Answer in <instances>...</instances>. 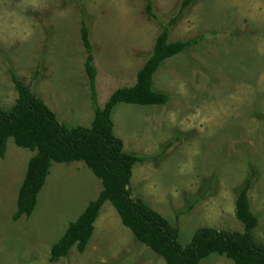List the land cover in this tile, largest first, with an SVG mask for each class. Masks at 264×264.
Masks as SVG:
<instances>
[{
	"label": "rangeland",
	"instance_id": "obj_1",
	"mask_svg": "<svg viewBox=\"0 0 264 264\" xmlns=\"http://www.w3.org/2000/svg\"><path fill=\"white\" fill-rule=\"evenodd\" d=\"M0 0V107L13 106L12 70L67 127L93 117L80 39L81 11L89 27L97 102L135 82L152 50L159 23L175 15L180 0ZM167 58L153 74L161 105L117 103L113 134L123 150L149 158L137 162L127 185L162 216L184 246L202 228L243 231L234 215L238 188L254 169L248 191L264 244V0H194L169 29L168 40L199 38ZM170 142V144L162 149ZM33 151L11 137L0 157V264H164L138 242L108 201L82 252L49 262L51 244L101 189L82 161L52 162L28 217L13 220L16 194ZM193 204L187 213H181ZM198 264H233L211 253Z\"/></svg>",
	"mask_w": 264,
	"mask_h": 264
},
{
	"label": "trees",
	"instance_id": "obj_2",
	"mask_svg": "<svg viewBox=\"0 0 264 264\" xmlns=\"http://www.w3.org/2000/svg\"><path fill=\"white\" fill-rule=\"evenodd\" d=\"M193 1L180 0L175 15L167 23H159L160 31L150 54L135 74V82L116 88L102 106L97 102L96 69L89 27L81 11L79 33L85 51L83 67L93 108L89 126L67 127L60 123L43 100L35 96L28 85L9 70L17 96L11 108L0 107V157L5 154L9 137L17 146L34 151L27 161L17 191L16 209L11 218L16 220L31 214L52 162L82 161L101 183L97 196L86 204L84 210L68 223L63 234L51 244L49 262H56L66 256L72 246L79 252L84 250L93 232V223L99 209L104 201H108L134 238L161 256L164 264H198L211 253L224 255L233 264H264V244L256 242L250 234L258 221L257 215L250 210L248 199L254 178L252 167L238 188L234 201V215L243 225V231L202 227L192 234L184 246L177 242L176 232L167 221L143 201L133 200L127 187L133 165L149 157L123 150L122 141L113 134L110 119L112 108L120 102L161 105L169 100L167 93L153 88L152 78L167 58L184 51L202 38L201 35L186 40H168L170 27ZM152 4V0H144L143 13L148 20H156ZM192 206L189 204L181 213H187Z\"/></svg>",
	"mask_w": 264,
	"mask_h": 264
},
{
	"label": "crops",
	"instance_id": "obj_3",
	"mask_svg": "<svg viewBox=\"0 0 264 264\" xmlns=\"http://www.w3.org/2000/svg\"><path fill=\"white\" fill-rule=\"evenodd\" d=\"M33 154H34V151H33ZM33 154H32V155H33ZM32 155H31V156H32ZM29 158H30V157H29ZM83 164H84V163H83ZM84 165H85V164H84ZM26 166H27V162H26ZM85 166H86V165H85ZM25 170H26V168H25ZM24 174H25V172H24ZM23 176H24V175H23ZM22 179H23V178H22ZM21 181H22V180H21ZM20 183H21V182H20ZM19 186H20V185H19ZM18 188H19V187H18ZM17 191H18V189H17ZM16 196H17V194H16ZM88 202H89V201H88ZM88 202H87V203H88ZM87 203H86V204H87ZM85 206H86V205H85ZM24 217H26V216H24Z\"/></svg>",
	"mask_w": 264,
	"mask_h": 264
}]
</instances>
